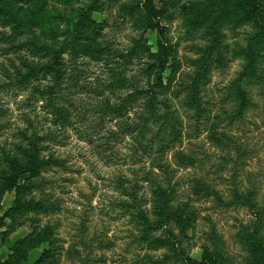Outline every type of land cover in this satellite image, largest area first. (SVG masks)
<instances>
[{
  "label": "trees",
  "instance_id": "16d2710c",
  "mask_svg": "<svg viewBox=\"0 0 264 264\" xmlns=\"http://www.w3.org/2000/svg\"><path fill=\"white\" fill-rule=\"evenodd\" d=\"M52 1L0 0V56L8 59L4 68L8 72L5 88L16 92V97L19 93H29L24 105L29 106L34 115L27 116V125L18 130V143L11 149L0 146V196L13 191L16 195L13 207L4 216L22 212L49 213L51 195L45 193L48 181L42 178V173L65 167V162L53 154L51 145L61 144L70 130H75L82 142L93 144L95 134L90 131L94 129V122L89 123L86 115H80L81 123L89 124L86 128L75 127L76 108L71 97L76 91L92 95L95 100L94 115L99 117L97 122L116 121L117 132L111 130L108 139L119 136L129 138L133 142L134 154L129 157L132 160L140 151L150 158L155 153L151 168L163 174L171 170L165 157L183 136V126L172 110L171 99L179 100L185 110L193 111L192 118L197 125L207 122L208 118L204 115L205 107L196 89H178L171 93L167 90L165 76L170 68L173 47L164 41L166 29L162 21L166 13L164 8L157 7L155 0L124 7L129 12L135 9L141 11L138 14L143 15L146 30L157 32L155 51L143 44L142 37L135 38L130 49L113 61L111 49L98 44L88 50L90 62L82 59L78 44L84 39H91V42L94 39L82 37L83 31L78 28L81 21L75 22L65 13L74 4L73 0H56L60 9L52 7ZM96 4L97 0H94L88 10L71 11L77 12L76 17L80 20L95 12ZM185 8L192 13L191 26L194 29L204 28L205 39L209 41L201 55V64L206 70L215 53L219 55L215 61L220 69L228 64L229 52L223 54L221 47L223 26L230 24L247 28L243 44L230 49L232 58L240 60L241 69L225 89L224 102L228 105L223 109L222 119L217 116L208 124V136L214 146L226 152L222 167L229 172L226 182L230 189L229 199L223 205L246 208L252 215L249 227L238 235L249 254L247 264H264L262 185L255 174L245 169L247 151L229 135L230 129L242 124L248 114L257 108L253 92L264 101V0H207L190 2ZM64 20L67 32L51 28L46 33L51 39L45 37L42 31L44 24L57 25L56 22ZM92 31L95 33L97 30ZM64 33L69 34L66 39H57ZM55 40L56 47L53 44ZM143 56L151 62L145 69L147 77L154 78L147 88L138 87L132 75H128L134 71L131 66ZM92 62L97 63L99 73H91ZM196 76L198 80L202 74L198 72ZM203 77L206 78V75ZM194 84L199 85L198 81ZM168 94L172 98H168ZM2 108L0 118L8 112ZM130 113L132 118L128 116ZM110 147L107 144L106 148ZM173 155L178 167L193 165L194 158L190 155L181 151ZM169 176H166V187L152 170L142 177L134 171L132 178L121 174L111 179L119 196L118 206L131 215L141 232L138 240L146 242L153 252L164 250L161 259L154 263L231 264L218 245L215 231L207 234L201 244L200 258L192 257V247L185 242L189 230L193 232L195 229L197 210L178 201L170 189ZM146 188L150 199L141 193ZM33 191L40 192L39 199H26V195ZM219 199L223 200L221 196ZM30 238L28 243H21L11 262L2 264L26 261L27 252L37 248L34 243L38 240L40 245L45 243L48 247L34 264H59L64 249L57 245L49 228L44 234L37 233ZM68 251L79 255L76 249Z\"/></svg>",
  "mask_w": 264,
  "mask_h": 264
},
{
  "label": "rangeland",
  "instance_id": "374dc122",
  "mask_svg": "<svg viewBox=\"0 0 264 264\" xmlns=\"http://www.w3.org/2000/svg\"><path fill=\"white\" fill-rule=\"evenodd\" d=\"M144 1L97 0V10L79 20L77 12L71 10H88L94 0H73L74 4L65 13L75 19V22L81 21L78 28L83 31L82 37L90 36L94 39L93 42L91 39H84L78 44L82 59L90 62L88 50L103 44L111 49V58L116 61L119 54L130 49L133 39L141 37L143 44L155 51L157 32L146 30L144 17L138 14L141 11L124 10L125 6L134 7ZM201 1L207 0H155L157 7L164 8L166 13L162 21L166 29L164 41L173 47L170 68L165 76L167 90L171 93L178 89H196L202 106L205 107L204 115H208L207 122L197 125L192 118L194 112L185 110L179 100L168 94L167 97L172 98V110L183 126L180 142L165 157L171 170L163 174L151 168V159L156 157L155 153L150 158L140 151L133 160L129 158L134 154L133 142L129 138H107L111 130L117 132L116 121L97 122L99 117L94 115L95 100L92 95L74 92L71 99L76 108L73 119L75 127L86 128L87 124L94 122V129L90 131L95 134L92 139L94 142H82L78 133L70 130L66 134L67 139L61 144L51 145L53 154L65 162V167L42 173V178L48 181L45 193L51 195L49 213L22 212L4 216L13 207L16 195L13 191L0 196V264L11 262L22 242L28 243L30 236L44 234L47 228L57 245L64 249L59 264H155L154 261L161 259L164 250L153 252L146 242L138 240L141 232L131 215L118 206L119 196L111 183L112 178L121 174L132 178L133 172L137 171L142 177L151 170L159 175L158 181L165 187L166 176L170 174V189L174 191L178 201L197 210L195 229L193 232L189 230L185 242L192 247L193 258H200L201 244L205 242L207 234L215 231L214 236L219 241L218 245L226 260L231 264H247L249 254L238 235L249 227L252 215L246 208L223 205L229 199L227 195L230 189L226 182L229 172L222 167L226 152L214 146L208 136V124L216 120L217 116L222 119L223 109L228 105L224 102L225 89L241 69L240 60L232 58L230 49L243 44L247 28L230 24L223 26L221 47L223 54L229 52L228 64L220 69L215 61L219 55L215 53L206 70L201 64V55L209 41L205 39L204 28L194 29L191 26L192 13L185 8L190 2ZM50 5L60 6L56 0L50 2ZM60 21L56 22L57 25H43L42 31L46 38L51 39L46 34L51 28L67 32V22ZM93 29L97 31L93 33ZM68 35L61 34L57 39H66ZM53 44L56 47L57 41H53ZM7 60L0 56V108L8 110L0 118V126L3 128L0 130V146L11 149L19 141L18 130L27 125V116L34 115L32 109L24 105L29 93H19L16 97V92H9L5 88L8 72L4 68L8 65ZM92 63L89 68L91 73H99L100 68L95 65L97 63ZM150 63L143 56L131 66L134 71L128 75H132L140 88H147L149 83L154 82L153 76L148 78L145 70ZM198 72L202 76L197 80ZM196 81L199 85L194 84ZM253 95L257 108L248 114L242 124H236L230 129L229 135L247 151L245 169L255 174L261 182V201L264 203V101L256 93L253 92ZM132 113L128 115L130 118L133 117ZM80 115H86L90 122L82 124ZM107 144L111 146L108 149ZM176 151L194 158L193 165L178 167L173 155ZM144 185L147 187V183ZM141 193L150 199L148 188L142 189ZM220 196L223 200L219 199ZM39 197V191L26 195V199ZM40 244V240L35 242L37 248L29 250L27 260L20 264H34L48 247L45 243ZM69 249H76L79 255L76 253L75 256Z\"/></svg>",
  "mask_w": 264,
  "mask_h": 264
}]
</instances>
